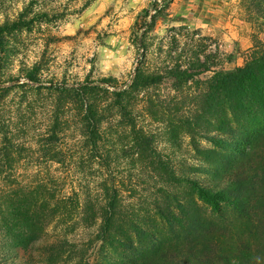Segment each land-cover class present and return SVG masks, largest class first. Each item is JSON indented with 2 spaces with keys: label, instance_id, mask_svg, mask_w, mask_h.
<instances>
[{
  "label": "rangeland",
  "instance_id": "1",
  "mask_svg": "<svg viewBox=\"0 0 264 264\" xmlns=\"http://www.w3.org/2000/svg\"><path fill=\"white\" fill-rule=\"evenodd\" d=\"M150 8L0 0V26L14 24L0 36V247L18 248L7 264H130L201 240L190 206L217 217L186 181L193 144L212 143L187 126L218 134L245 123L209 80L261 53L264 13L254 0H169L149 19ZM153 75L164 77L143 80ZM89 106L95 154L83 135Z\"/></svg>",
  "mask_w": 264,
  "mask_h": 264
},
{
  "label": "trees",
  "instance_id": "2",
  "mask_svg": "<svg viewBox=\"0 0 264 264\" xmlns=\"http://www.w3.org/2000/svg\"><path fill=\"white\" fill-rule=\"evenodd\" d=\"M254 1L259 12L264 13V0ZM13 27L12 23L0 26V36ZM163 77L146 76L143 80L152 84ZM27 78L38 82L30 74ZM100 81L111 83L106 78ZM209 82L221 94L229 110L235 108L236 119L245 117V123L237 130L228 127L226 133L214 134L207 130L199 133L191 123L187 126L190 135L212 143L210 146L193 144L197 156L191 152L190 157L199 163L189 164L192 177L186 181L203 203L215 209L217 217L200 218L190 206V226L201 234V240L162 245L130 264H264V47L243 67L228 75L214 73ZM73 97L82 100L81 93L74 91ZM87 111L83 135L95 154L100 139L99 124L91 114V106ZM198 174L206 177L199 179ZM110 190L112 193H106L109 210L117 202L116 191ZM109 210L102 221L99 237H105L110 228ZM6 241L4 247H0V263L3 264L16 259L18 253V248Z\"/></svg>",
  "mask_w": 264,
  "mask_h": 264
},
{
  "label": "built area",
  "instance_id": "3",
  "mask_svg": "<svg viewBox=\"0 0 264 264\" xmlns=\"http://www.w3.org/2000/svg\"><path fill=\"white\" fill-rule=\"evenodd\" d=\"M169 0H151V8L148 10V18L151 19L152 16L160 12Z\"/></svg>",
  "mask_w": 264,
  "mask_h": 264
}]
</instances>
